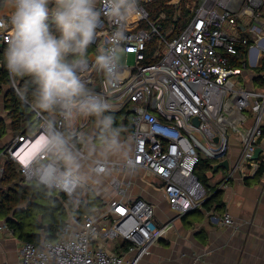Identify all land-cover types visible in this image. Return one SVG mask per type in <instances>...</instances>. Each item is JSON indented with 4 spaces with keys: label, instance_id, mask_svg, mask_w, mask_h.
<instances>
[{
    "label": "built area",
    "instance_id": "obj_1",
    "mask_svg": "<svg viewBox=\"0 0 264 264\" xmlns=\"http://www.w3.org/2000/svg\"><path fill=\"white\" fill-rule=\"evenodd\" d=\"M154 1L141 0V15L126 29L118 82L106 83L94 63L82 73L90 87L107 95L114 112L127 113L132 159L127 165L94 155L85 160L95 173L142 169L146 177H157L169 206L185 215L207 198L205 186L194 173L199 156L223 158L232 133L241 138L238 165L244 175L262 165V160L253 157L264 133V0H193L191 19L173 38L162 32L164 15L157 20L150 17L147 5ZM102 5L103 0L98 7ZM7 15L0 9V18ZM114 27L104 20L88 51L90 57L104 46ZM10 35V29L0 28V47H7ZM152 40L156 42L153 49L149 46ZM129 55L134 57L131 65ZM39 139L38 127L17 135L4 148L8 158L19 164L26 182L40 183L34 175L35 165L29 167L38 151L32 147ZM46 159L39 157V161ZM113 177L109 182L115 192L107 203L81 218L76 214L58 239L39 244L22 240L20 264H140L168 224L157 223L151 202L128 197L131 181ZM61 192L79 203L85 200L88 186L77 188L71 196ZM212 220L217 216L212 215ZM218 221L234 225L228 213ZM74 223L81 227L73 229ZM107 237L127 241L129 249L124 253L107 249L102 245Z\"/></svg>",
    "mask_w": 264,
    "mask_h": 264
},
{
    "label": "clouds",
    "instance_id": "obj_2",
    "mask_svg": "<svg viewBox=\"0 0 264 264\" xmlns=\"http://www.w3.org/2000/svg\"><path fill=\"white\" fill-rule=\"evenodd\" d=\"M0 0L8 28L3 62L10 80L28 78L17 88L21 103L39 116L40 145L29 167L49 189L69 196L89 183L114 178L112 169L84 171L86 156L114 158L125 165L132 159L131 138L116 122L115 106L104 93L89 86L82 73L91 64L106 83L118 82L119 63L128 25L141 15V0ZM115 27L93 57L88 50L104 20ZM91 123L92 131H85ZM45 161H39L40 156ZM131 171V169H129Z\"/></svg>",
    "mask_w": 264,
    "mask_h": 264
},
{
    "label": "crops",
    "instance_id": "obj_3",
    "mask_svg": "<svg viewBox=\"0 0 264 264\" xmlns=\"http://www.w3.org/2000/svg\"><path fill=\"white\" fill-rule=\"evenodd\" d=\"M1 104H4L3 96ZM2 109L7 116L4 105ZM15 137L7 134L0 138V146L12 141ZM39 145L40 139L32 148L37 149ZM258 147L263 149L258 159L264 162V133L259 140ZM131 149H133L132 139ZM241 151V138L238 134L232 133L229 136L227 154L217 161L227 159L229 168L220 167L209 173V187L206 188L207 198L221 189L225 205L220 209L209 210L202 204L185 215H179L169 206L163 183L157 177H153L156 182L155 186L139 178L145 176L142 169L113 173V176H118L123 181H131L128 188L129 198L142 197L151 202L155 207L157 223L159 225L168 224L164 235L151 246L149 253L140 260V264H264V194L262 192L264 171L262 173L252 171V174L244 175L243 168L238 165ZM5 157L8 156L3 149L0 151V169H4ZM83 163L84 171L93 169L92 164L87 160H84ZM246 170L249 171L248 166ZM231 171L233 172L230 176ZM110 179H104L100 185L91 181L87 183L90 184L88 189L94 187L96 190L99 189V192L94 194L105 204L115 192L110 185ZM97 207H94L93 210ZM227 213L234 220L233 226L218 221ZM27 215L26 223L35 218H29ZM75 215V213H70L66 224ZM212 215H216L217 220H212ZM10 217H13V214ZM37 218L41 221L42 214H39ZM5 224L7 227H4ZM80 227V223H74L73 229ZM25 229L38 231L46 236L45 226L41 223L38 226L27 224ZM22 240L20 232L12 228L8 218L0 217V261L8 264H20L19 251ZM123 242L125 240L107 237L102 240V245L116 253H124L129 247L120 249L119 245Z\"/></svg>",
    "mask_w": 264,
    "mask_h": 264
},
{
    "label": "trees",
    "instance_id": "obj_4",
    "mask_svg": "<svg viewBox=\"0 0 264 264\" xmlns=\"http://www.w3.org/2000/svg\"><path fill=\"white\" fill-rule=\"evenodd\" d=\"M189 0H155L148 5L150 17L154 20L160 18L162 24V32L169 38L177 36L181 30L187 25L191 19V9L187 6ZM136 21V20H134ZM133 23H130L132 25ZM140 25L143 23L140 22ZM155 40L149 43L151 49L155 46ZM7 47H0V58L3 60ZM90 49V48H89ZM17 88L29 87L28 78H23L15 82ZM0 95L3 96V105L7 110V117L0 118V138L11 134L12 136L27 134L36 131L33 128V122L39 121L29 106L21 103L17 96L16 88L10 80L7 68L2 61L0 67ZM116 122L123 125L127 130L126 135L130 137L132 127L128 123L127 113L124 111L114 112ZM0 146L2 151L5 146ZM218 160L199 156V161L195 166L194 173L199 181L209 187V173L214 169V165ZM3 174L0 177V217L8 218L9 224L20 232V237L24 241H30L35 244L41 243L43 240H56L60 232L66 224V220L70 213H75L79 217L90 214L93 208L103 207L105 203L97 197L91 189H88L86 200L75 203L66 194L56 189H49L36 181L26 182L23 178L20 166L13 159L5 157L3 164ZM264 171V162L258 169V173ZM225 203L222 199V190L218 189L211 194L203 202V206L207 209H220ZM37 208V213L42 214V220L37 217L26 223V215ZM13 214V217H10ZM43 224L45 226L46 236L38 231L26 230L27 224L36 225ZM120 249H128L127 241L121 243Z\"/></svg>",
    "mask_w": 264,
    "mask_h": 264
},
{
    "label": "rangeland",
    "instance_id": "obj_5",
    "mask_svg": "<svg viewBox=\"0 0 264 264\" xmlns=\"http://www.w3.org/2000/svg\"><path fill=\"white\" fill-rule=\"evenodd\" d=\"M178 0H174V2H177ZM193 4V0H189V2L187 3V6L190 8ZM148 7V5H147ZM128 63L131 65L134 63V57L132 55H129L128 56V59H127ZM1 101H2V95L0 96V117L4 116V117H7L6 116V112L2 109V104H1ZM33 128L37 129L39 127V121H34L33 122ZM88 132H91L92 131V125L90 124L89 128L87 129ZM203 155V154H202ZM139 178H142L144 179V181H146L147 183L149 182L150 184L152 185H155L156 186V182H155V179L153 177H145V176H140ZM87 186L90 185V184H86ZM89 187V186H88ZM97 188V187H96ZM93 193H98L99 192V189L97 188V190L95 189V187L93 189H91ZM96 191V192H95ZM86 200V198H85ZM37 211H39L37 208H34L33 211L30 212V215H27L29 218H33V217H38L39 216V213H37Z\"/></svg>",
    "mask_w": 264,
    "mask_h": 264
},
{
    "label": "water",
    "instance_id": "obj_6",
    "mask_svg": "<svg viewBox=\"0 0 264 264\" xmlns=\"http://www.w3.org/2000/svg\"><path fill=\"white\" fill-rule=\"evenodd\" d=\"M196 122L198 123V118L196 117ZM37 135H35L34 137H36ZM263 149L261 147H257L256 151H255V154H254V157L253 159H258L260 154L262 153ZM220 167H225V168H229V161L227 159H224V160H221L219 162H217L215 165H214V169H218ZM62 192L59 191V194H61Z\"/></svg>",
    "mask_w": 264,
    "mask_h": 264
}]
</instances>
